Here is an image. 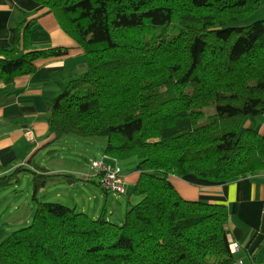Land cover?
Returning a JSON list of instances; mask_svg holds the SVG:
<instances>
[{
	"label": "trees",
	"instance_id": "obj_1",
	"mask_svg": "<svg viewBox=\"0 0 264 264\" xmlns=\"http://www.w3.org/2000/svg\"><path fill=\"white\" fill-rule=\"evenodd\" d=\"M33 1L86 63L47 100L48 133L54 142L102 137V153L136 158L139 175L120 224L37 201L29 224L0 241V264H233L227 207L183 199L169 176L226 183L264 171V135L246 125L264 115V17L238 24L262 0ZM37 19L23 13L11 46L0 47V84L66 54L30 44ZM145 21L178 29L140 44L115 41L117 30ZM7 170L0 167V189L28 171Z\"/></svg>",
	"mask_w": 264,
	"mask_h": 264
},
{
	"label": "crops",
	"instance_id": "obj_2",
	"mask_svg": "<svg viewBox=\"0 0 264 264\" xmlns=\"http://www.w3.org/2000/svg\"><path fill=\"white\" fill-rule=\"evenodd\" d=\"M23 13L29 14L30 18H38L29 35L33 47L65 48L67 52L63 56L38 61L34 73L16 77L10 85L0 84V167L8 168L4 172L7 175L21 165L31 169L35 165L44 167L42 162L35 160L36 156L61 141L54 142L53 136L48 133L47 100L56 96L69 78L86 69L80 46L64 33L52 14L33 0H0V47L11 46L14 28ZM263 17L264 0L253 15L238 24L246 26ZM246 125H253L264 135V115L248 118ZM54 155L55 152L52 157ZM44 169L45 174L62 173L70 175L71 179L85 176L87 183H94L96 179L95 183L101 189L93 170L84 171L78 167ZM138 175L137 171L136 175L135 172L123 174L126 192L128 189L130 193ZM169 181L185 200L225 205L228 210V241L239 246L234 259L242 264H264V171L226 183H212L194 175L169 176ZM106 193L103 191L104 197ZM113 196L116 199L120 197ZM102 213L105 214V211ZM100 214L94 209V214L90 216L96 219ZM25 220L2 223L6 228L0 226V241L9 234L11 226L30 222L29 218Z\"/></svg>",
	"mask_w": 264,
	"mask_h": 264
},
{
	"label": "rangeland",
	"instance_id": "obj_3",
	"mask_svg": "<svg viewBox=\"0 0 264 264\" xmlns=\"http://www.w3.org/2000/svg\"><path fill=\"white\" fill-rule=\"evenodd\" d=\"M177 25L152 26L148 21L143 24L117 30L114 33V39L120 44L134 45L150 42L152 39L164 34L169 37L177 32ZM104 138H79L75 136H65L59 144H54L50 148L41 151L35 160L42 162L44 167L52 169L56 167H78L84 171L91 170L90 162L99 160L104 147ZM54 150L52 152L48 150ZM55 155L52 157V153ZM137 159L131 158L120 161L119 165L123 174L135 172ZM28 171H21L12 174L7 178V182L0 189V226L4 229L8 220L10 223H16L29 218L31 221L33 211L37 201L57 202L63 205L74 207L76 211L89 215L105 211V216L116 224L123 221L125 210L127 209V199L129 191L120 195L116 199L113 194L106 193L95 183H87L85 176H75V178H66L55 176L45 178L38 174L37 171L29 167H24ZM90 168V169H89ZM62 174V173H59ZM37 184L39 187H36ZM36 199H35V198ZM93 197H97L95 200ZM104 197V198H103ZM26 221V220H25ZM29 223L22 222L11 226L10 232L27 226Z\"/></svg>",
	"mask_w": 264,
	"mask_h": 264
},
{
	"label": "built area",
	"instance_id": "obj_4",
	"mask_svg": "<svg viewBox=\"0 0 264 264\" xmlns=\"http://www.w3.org/2000/svg\"><path fill=\"white\" fill-rule=\"evenodd\" d=\"M90 168L97 176L99 186L103 191L117 196L126 193L123 171L116 159L102 153L99 160L90 162ZM238 249L239 246L236 242L229 241L231 254L236 253ZM233 264H242V262L239 260Z\"/></svg>",
	"mask_w": 264,
	"mask_h": 264
}]
</instances>
